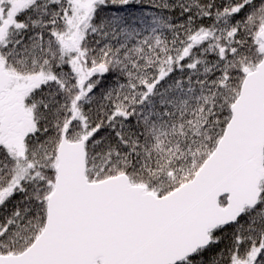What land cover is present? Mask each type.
<instances>
[{
    "label": "snow or ice",
    "instance_id": "snow-or-ice-1",
    "mask_svg": "<svg viewBox=\"0 0 264 264\" xmlns=\"http://www.w3.org/2000/svg\"><path fill=\"white\" fill-rule=\"evenodd\" d=\"M0 264H264V0H0Z\"/></svg>",
    "mask_w": 264,
    "mask_h": 264
}]
</instances>
